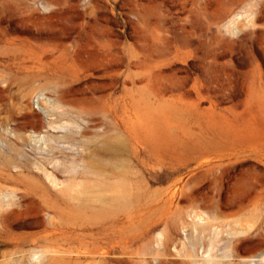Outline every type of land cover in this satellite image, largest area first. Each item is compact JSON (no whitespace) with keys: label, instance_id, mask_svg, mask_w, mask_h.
I'll return each instance as SVG.
<instances>
[{"label":"rangeland","instance_id":"rangeland-1","mask_svg":"<svg viewBox=\"0 0 264 264\" xmlns=\"http://www.w3.org/2000/svg\"><path fill=\"white\" fill-rule=\"evenodd\" d=\"M0 264H264V0H0Z\"/></svg>","mask_w":264,"mask_h":264},{"label":"bare ground","instance_id":"bare-ground-1","mask_svg":"<svg viewBox=\"0 0 264 264\" xmlns=\"http://www.w3.org/2000/svg\"><path fill=\"white\" fill-rule=\"evenodd\" d=\"M85 121V120H84ZM76 124H78V123H76ZM81 124V123H80ZM68 125V124H67ZM74 125V124H73ZM82 125V124H81ZM78 126V125H77ZM76 126V127H77ZM69 127V126H68ZM78 128V127H77ZM80 128V127H79ZM70 129H72V128H70ZM83 130V129H82ZM76 131V130H75ZM74 131V132H75ZM80 133V132H79ZM78 133V134H79ZM83 133V132H82ZM72 135V134H71ZM61 136V135H60ZM66 137V136H65ZM73 137V136H72ZM82 137H83V135H82ZM55 138V137H54ZM77 138V137H76ZM38 139V140H37ZM40 145H43V146H46V144H45V138L44 137H41V138H36L35 139ZM62 140V139H61ZM66 140V139H65ZM68 140V139H67ZM76 140H78V139H76ZM82 140H83V138H82ZM104 140H107V139H103V141ZM110 140V139H109ZM67 144V143H66ZM39 145V146H40ZM57 145V144H56ZM58 147V146H57ZM61 147V146H60ZM41 148V147H40ZM62 148V147H61ZM101 148L103 149V150H106V151H108V152H111V153H115L116 151H117V149H120L121 148V144H120V142L119 141H113V142H108V143H106V142H104L103 143V145L101 146ZM63 149H65V148H63ZM73 149V148H72ZM39 150V149H38ZM44 151H45V149H43ZM60 150V149H59ZM61 151V150H60ZM51 152V151H50ZM57 152V151H56ZM68 152H69V149H68ZM47 154H49V153H47ZM63 155H64V153H63ZM51 156V155H50ZM61 156V155H60ZM65 156V155H64ZM53 157V156H52ZM42 158V157H41ZM72 159V158H71ZM83 159V158H82ZM47 159H45V161H46ZM56 160V159H55ZM73 161H74V159H72ZM79 162V161H78ZM44 163V162H43ZM67 163V162H66ZM7 165V164H6ZM62 165V164H61ZM64 165V164H63ZM72 165V164H71ZM71 165H69V166H71ZM58 166H60V164L58 165ZM57 166V167H58ZM78 166V165H77ZM43 167H45V166H43ZM80 167V166H79ZM59 168V167H58ZM40 169V168H39ZM47 169V168H46ZM84 169V168H83ZM86 170V169H85ZM89 170V169H88ZM19 171H21V170H19ZM45 171V170H44ZM91 171V170H90ZM58 173V172H57ZM65 173V172H64ZM40 174V173H39ZM43 174V172L41 173V175ZM47 176H48V178H50V179H48V180H51L52 179V181H55V179H53V174L52 173H47ZM74 176V175H73ZM44 177V176H43ZM46 178V177H45ZM55 178V177H54ZM60 181V180H59ZM58 181V182H59ZM69 181V180H68ZM81 181H82V179H81ZM99 181H101V180H99ZM61 182V181H60ZM65 182V181H64ZM48 183V182H47ZM55 183H56V181H55ZM92 183V182H91ZM98 183V182H97ZM104 183V182H103ZM68 184V183H67ZM82 184V183H81ZM80 184V185H81ZM72 185V184H71ZM78 185V184H77ZM96 185V184H95ZM94 185V186H95ZM67 187H68V185H67ZM73 187V186H72ZM87 187V186H86ZM90 187V186H89ZM96 187H97V185H96ZM71 188V187H70ZM73 189V188H72ZM76 189V188H75ZM95 188H92L91 190H94ZM101 189H103V188H101ZM70 190V193L73 191V190H71V189H69ZM79 191H80V189H78ZM99 190H100V186H99ZM61 192V191H60ZM66 192V191H65ZM77 192V191H76ZM70 193H68V194H70ZM73 193H75V192H73ZM80 193V192H79ZM101 193V192H100ZM97 194V193H96ZM102 194H105V193H102ZM77 195V194H76ZM100 195V194H99ZM66 196V195H65ZM78 196V195H77ZM95 197H97V196H95ZM85 198V197H84ZM91 198V197H90ZM89 198V199H90ZM102 198H103V195H102ZM105 198H108V197H105ZM67 199H69V198H67ZM87 200V199H86ZM108 200V199H107ZM106 200V201H107ZM70 201H71V198H70ZM81 201H83V200H81ZM105 201V202H106ZM68 202V201H67ZM72 202H74V201H72ZM79 202V201H78ZM97 202V201H96ZM128 202V201H127ZM100 203H102V202H100ZM107 203V202H106ZM124 203V202H123ZM110 204V203H109ZM126 204V203H125ZM124 204V205H125ZM106 205V204H105ZM111 205H113V204H111ZM123 205V206H124ZM88 206V205H87ZM108 206V205H107ZM99 207H100V205H99ZM118 207V206H117ZM121 208V207H120ZM102 209V208H101ZM98 211H100V210H98ZM110 211V210H109ZM68 213V212H67ZM105 213V212H104ZM82 214V213H81ZM85 214V213H84ZM92 214V213H91ZM85 215H87V214H85ZM93 215V214H92ZM102 215V214H101ZM95 216V215H94ZM97 216V215H96ZM114 216V215H113ZM87 217H88V215H87ZM89 217H90V215H89ZM100 217V216H99ZM72 218V217H71ZM91 218V217H90ZM105 218V217H104ZM82 219V218H81ZM88 218H86V220H87ZM103 219V218H102ZM92 220V219H91ZM101 220V219H100ZM76 221V220H75ZM83 221V220H82ZM72 223H73V221H72Z\"/></svg>","mask_w":264,"mask_h":264}]
</instances>
